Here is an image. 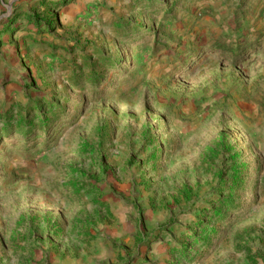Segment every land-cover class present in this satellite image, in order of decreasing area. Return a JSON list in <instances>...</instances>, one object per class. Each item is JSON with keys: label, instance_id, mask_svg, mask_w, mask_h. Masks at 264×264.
<instances>
[{"label": "rangeland", "instance_id": "1", "mask_svg": "<svg viewBox=\"0 0 264 264\" xmlns=\"http://www.w3.org/2000/svg\"><path fill=\"white\" fill-rule=\"evenodd\" d=\"M0 264H264V0H0Z\"/></svg>", "mask_w": 264, "mask_h": 264}, {"label": "trees", "instance_id": "2", "mask_svg": "<svg viewBox=\"0 0 264 264\" xmlns=\"http://www.w3.org/2000/svg\"><path fill=\"white\" fill-rule=\"evenodd\" d=\"M239 52V50H237V53Z\"/></svg>", "mask_w": 264, "mask_h": 264}]
</instances>
